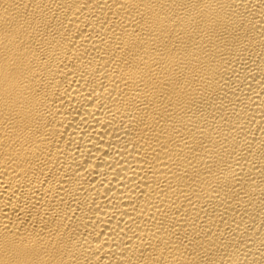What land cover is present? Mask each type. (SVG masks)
Masks as SVG:
<instances>
[{
	"label": "bare ground",
	"instance_id": "obj_1",
	"mask_svg": "<svg viewBox=\"0 0 264 264\" xmlns=\"http://www.w3.org/2000/svg\"><path fill=\"white\" fill-rule=\"evenodd\" d=\"M0 264H264V0H0Z\"/></svg>",
	"mask_w": 264,
	"mask_h": 264
}]
</instances>
